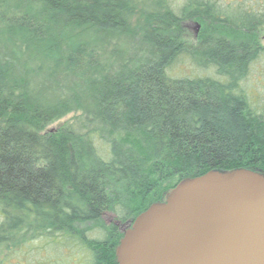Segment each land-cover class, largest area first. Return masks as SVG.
I'll use <instances>...</instances> for the list:
<instances>
[{
    "label": "trees",
    "instance_id": "obj_1",
    "mask_svg": "<svg viewBox=\"0 0 264 264\" xmlns=\"http://www.w3.org/2000/svg\"><path fill=\"white\" fill-rule=\"evenodd\" d=\"M171 1L0 0V246L59 234L90 264H116L120 226L183 180L264 174V112L237 90L258 48L205 33L190 52L179 35L195 21L256 32L264 0ZM129 39L145 47L134 57ZM182 54L220 79L171 77ZM72 113L84 130L47 131ZM134 193L145 210L129 205Z\"/></svg>",
    "mask_w": 264,
    "mask_h": 264
},
{
    "label": "water",
    "instance_id": "obj_2",
    "mask_svg": "<svg viewBox=\"0 0 264 264\" xmlns=\"http://www.w3.org/2000/svg\"><path fill=\"white\" fill-rule=\"evenodd\" d=\"M116 264H264V174L183 180L123 230Z\"/></svg>",
    "mask_w": 264,
    "mask_h": 264
},
{
    "label": "rangeland",
    "instance_id": "obj_3",
    "mask_svg": "<svg viewBox=\"0 0 264 264\" xmlns=\"http://www.w3.org/2000/svg\"><path fill=\"white\" fill-rule=\"evenodd\" d=\"M215 1H218L220 5L225 4L224 6L228 5L230 2L235 4L245 3V1L242 0ZM171 2H173L175 6H181L185 1L173 0ZM247 2L250 3V1ZM261 7L264 8V2ZM205 33H210L216 36L218 38L217 40L222 39L232 45H237L238 41L249 46L250 49L253 46L258 48L255 50L254 59L250 63L246 75L238 82L239 85L237 90L243 92L244 95H247V98L253 101L251 102L254 109H260V111L262 110L264 112V28L252 33H238L233 37L231 35L232 32L223 31L222 35H219L211 31L210 24H206L204 21L187 22L179 34L182 35L180 41L187 46L186 48L188 51L194 52L196 49L200 48L201 36ZM128 42L130 45L126 41H123V47L127 50L130 57L138 55L140 51L145 48L142 44H139L141 43L139 41L129 39ZM169 75L173 78H197L208 76L217 78L213 67H198L184 54H182L171 66ZM222 82L227 83V79L223 78ZM84 124L85 122L81 113H72L66 118L50 125L47 131L53 132L63 128L84 130V127H82ZM131 140H133V138ZM128 196L129 205L135 211L145 210L149 204V200L144 199V197L138 193L129 194ZM102 223L109 226L115 223V220L112 215L109 214L103 219ZM120 228L123 231L125 225L120 226ZM96 229L98 228H94L93 231ZM100 232V230H96L88 234V236L100 241L103 238V233ZM89 255L90 254L86 252L79 243L65 240L59 234L54 237L44 236L42 238L29 240L28 242L18 244L16 247H11V245L0 246V264H90Z\"/></svg>",
    "mask_w": 264,
    "mask_h": 264
}]
</instances>
